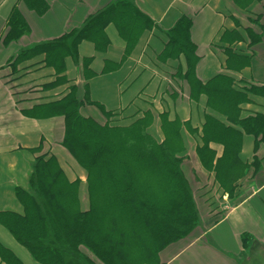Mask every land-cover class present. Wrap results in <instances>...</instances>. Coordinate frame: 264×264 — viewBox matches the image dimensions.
<instances>
[{"label":"crops","instance_id":"0c3cea01","mask_svg":"<svg viewBox=\"0 0 264 264\" xmlns=\"http://www.w3.org/2000/svg\"><path fill=\"white\" fill-rule=\"evenodd\" d=\"M44 1L48 10L40 15L24 0H0V215H24L16 191L31 190L30 177L37 159L53 156L70 182H80L81 209H89L87 173L62 146L64 118L32 115L34 109L60 101L76 87L80 99L112 113L115 125L129 127L150 113L153 123L148 132L159 142L164 140L161 116L167 114L171 122L179 120L183 124L182 169L186 178L198 185L199 195L209 192L210 188L201 192L209 185L220 197V206L213 211L216 215L202 219L200 234L166 247L159 255L160 264H243L248 249L244 237L255 242L251 253L256 249L255 254H259V246L264 248V143L256 154L254 136L234 127L241 133L240 163L233 170L224 164L219 166L221 179L235 190L231 195L228 189L223 191L214 166L204 167L197 151L203 146L202 129L207 117L232 125L208 108L206 96L192 100L188 83L179 76L187 71L184 55L165 60L164 52L168 32L188 19L190 39L197 48V79L203 84L217 77L230 79L233 89L246 98L239 105V119L264 116V0ZM123 1L132 3L153 22L152 28L139 33L135 43L129 45L112 23L104 31L106 44L98 48L83 41L78 57L66 60L63 75L46 65L44 55L14 63L21 51L61 40ZM15 9L25 19L29 32L5 45L8 19ZM80 113L106 123L103 112L95 106L85 104ZM209 149L215 155V165L225 147L220 141H212ZM256 156L260 162L257 170ZM0 246L21 264H40L2 225ZM0 264L9 263L0 256Z\"/></svg>","mask_w":264,"mask_h":264},{"label":"trees","instance_id":"16d2710c","mask_svg":"<svg viewBox=\"0 0 264 264\" xmlns=\"http://www.w3.org/2000/svg\"><path fill=\"white\" fill-rule=\"evenodd\" d=\"M24 2L40 15L48 10L44 0ZM112 23L129 45L137 41L144 29L153 27V22L132 3L123 1L93 16L82 29L61 40L21 51L14 63L19 65L44 55L46 65L63 75L66 60L78 57V47L83 41H90L98 48L106 44L104 31ZM190 27L191 22L184 18L168 32L164 59L183 54L187 71L179 76L188 83L192 100L206 96L208 108L232 125L207 117L202 129L203 146L197 151L201 164L209 169L214 166L222 190L228 189L231 195L235 191L233 185L225 184L218 168L224 164L233 170L240 163L241 133L234 127L254 136L257 154L264 143V116L239 119V105L246 98L233 89L230 79L217 77L207 84L197 79V48L191 42ZM28 32V24L15 9L8 19L4 44L19 41ZM261 92L264 93V88ZM85 104L99 108L106 123L83 117L80 110ZM32 115L40 119L64 118L62 146L87 173L89 199V209L82 211L78 196L80 182H70L54 156L37 159L30 177L31 190L16 191L24 215H0V225L35 261L80 264L77 255L82 256L83 250H87L104 264H160V253L197 226L195 198L182 169L185 144L181 136L183 124L179 120L171 122L167 114L161 116L164 140L159 142L148 132L153 123L150 113L129 127L115 125L112 113L80 99L76 87L60 101L34 109ZM212 141H220L225 147L222 159L216 160L215 165V155L209 149ZM259 164L256 156V170ZM243 243L251 249L255 245L247 237ZM0 256L9 264H21L1 246Z\"/></svg>","mask_w":264,"mask_h":264},{"label":"rangeland","instance_id":"374dc122","mask_svg":"<svg viewBox=\"0 0 264 264\" xmlns=\"http://www.w3.org/2000/svg\"><path fill=\"white\" fill-rule=\"evenodd\" d=\"M190 185H191L193 195L195 197L196 209L198 211L197 212L198 213V223H197V226L188 235L182 237L176 242H179V241L181 242V241H186V240L189 241L193 237H197L200 234L199 226L201 225L202 219L203 220L210 219L212 215H216L217 212H213V211H216V209L219 208L220 206V200H219L220 197L216 196L217 193L216 194L214 193L212 186L206 185L204 186L205 189H203L202 187L201 192L203 191V193H204V190H206V188L207 189L210 188L211 190H209V192L204 193L203 195H199L196 190L198 185L194 183L193 184L191 183ZM211 191H213L212 194H210ZM129 215L131 216V213ZM255 251L256 249L254 250V254H252L251 248L248 247L247 254L244 257L243 264H264V248L259 246L258 251H257L259 252V254L257 255L255 254ZM83 252L84 254L82 256L77 255L80 261V264H104L94 255H92L91 252L89 253L87 250H83ZM129 257L138 258L137 255H129Z\"/></svg>","mask_w":264,"mask_h":264}]
</instances>
